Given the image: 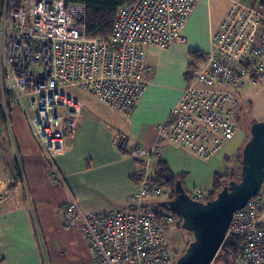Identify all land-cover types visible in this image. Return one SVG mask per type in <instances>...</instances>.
<instances>
[{"label": "built area", "instance_id": "1", "mask_svg": "<svg viewBox=\"0 0 264 264\" xmlns=\"http://www.w3.org/2000/svg\"><path fill=\"white\" fill-rule=\"evenodd\" d=\"M198 1L125 3L105 38L88 35L84 2L0 0V78L20 106L53 182L68 189L55 157L66 150V132L77 126L83 111V101L68 88L130 114L149 85L148 48L184 42V27ZM232 2L173 111L158 126L155 147L133 145V154L145 163L133 172L139 190L130 196L132 208L85 210L70 194L63 223L87 236L98 264H170L175 259L167 227L176 215H159L148 205L168 195V188L152 177L151 158L171 141L201 158L214 156L238 129L240 102L233 89L264 80V10ZM207 192L202 187L188 191L195 200H204ZM259 193L233 214L227 236L242 237L234 264H264Z\"/></svg>", "mask_w": 264, "mask_h": 264}, {"label": "crops", "instance_id": "2", "mask_svg": "<svg viewBox=\"0 0 264 264\" xmlns=\"http://www.w3.org/2000/svg\"><path fill=\"white\" fill-rule=\"evenodd\" d=\"M232 1L199 0L184 27V42L164 49L148 48L149 85L130 114H123L76 87L68 88L83 101L77 126L66 132L67 148L55 157L68 189L52 181L49 163L20 106L8 97L0 101V264H98L87 236L78 226L66 227L63 223L70 194L85 210L132 208L130 196L139 190L133 172L145 163V159L133 154V145L155 147L158 126L168 119L189 79L186 71L193 60L191 52L210 49L211 39ZM239 1L249 6L261 5L264 10V0ZM7 106L9 111L2 115L1 108ZM15 107L19 112L13 114ZM16 116L24 119L29 130L16 124ZM161 146L151 156L150 169L157 158L163 159L174 173L187 175L193 173L194 164L209 160L176 142ZM216 162L220 163V158L213 161ZM197 175L203 182L208 181L205 172ZM18 179L27 188L25 195L16 189ZM183 184L188 191L201 187L195 186L190 176L183 179ZM212 185L202 188L208 191ZM69 256L70 263L66 259Z\"/></svg>", "mask_w": 264, "mask_h": 264}, {"label": "water", "instance_id": "3", "mask_svg": "<svg viewBox=\"0 0 264 264\" xmlns=\"http://www.w3.org/2000/svg\"><path fill=\"white\" fill-rule=\"evenodd\" d=\"M251 136L242 152L241 174L231 177L209 200H195L182 180L174 197L159 206L182 218V227L194 234L184 252L170 264H212L227 237L233 214L256 196L264 185V120L251 125ZM234 264V263H231Z\"/></svg>", "mask_w": 264, "mask_h": 264}, {"label": "rangeland", "instance_id": "4", "mask_svg": "<svg viewBox=\"0 0 264 264\" xmlns=\"http://www.w3.org/2000/svg\"><path fill=\"white\" fill-rule=\"evenodd\" d=\"M189 68V67H188ZM187 84V83H186ZM186 86V85H185ZM234 92L237 93L239 97V102H240V109L238 112V129L234 135V138L230 140L227 146H225L218 154L212 156L209 158L208 161H202L198 160L196 164L191 167V172L186 175L190 176L195 182V186H201V187H206L212 185L213 179H214V174L217 171H226L227 173H231L233 170L234 174L240 175L241 173V168H242V156L234 159H230L229 162L225 161L226 156H232L236 153H241L243 152V148L245 143L247 142L251 136V125L252 123L256 121H261L264 120V80L259 82V83H253V82H248L244 87L241 88H234ZM8 97V93L6 92L5 86H4V81L3 79L0 80V101L3 102L4 98ZM5 108V109H4ZM10 107H2L3 112L9 111ZM61 111V110H60ZM18 109L15 107L13 114H16ZM16 124H22L24 125L27 130H29L26 122L24 119L20 118V116H16ZM249 135V136H248ZM235 156V155H234ZM220 158V163L215 161L216 158ZM159 159H154V164L151 169V174L156 170V163ZM241 162V163H240ZM208 165H213L215 166L214 168H209ZM204 173L205 172V177H206V182H203V178L201 176H198V173ZM185 177V178H186ZM226 178L231 179L229 176ZM228 179V180H229ZM185 184V183H184ZM206 184V185H205ZM17 190L23 191V194H26L27 188L22 187L21 180L18 179V184H17ZM194 186V187H195ZM193 188V187H192ZM2 194L3 192H1ZM7 191V190H4ZM260 195L263 199L264 203V185L260 191ZM167 196V195H166ZM163 197V198H166ZM175 224H169L168 227V238L169 241L172 243L173 246L176 247L178 255L184 252V249L187 248L189 243L194 239V234L187 229H184L183 227H177ZM173 258H175V254H173ZM69 263L71 262V256L66 258ZM214 262V261H213Z\"/></svg>", "mask_w": 264, "mask_h": 264}, {"label": "trees", "instance_id": "5", "mask_svg": "<svg viewBox=\"0 0 264 264\" xmlns=\"http://www.w3.org/2000/svg\"><path fill=\"white\" fill-rule=\"evenodd\" d=\"M77 1L84 2L87 5L86 26H87L88 35L92 37L102 36L105 38H109L112 33L113 22L115 17L117 16L119 7L125 3L134 2L136 0H77ZM191 55L193 57V60L186 71V75L188 78L190 77L193 71V67L204 58L199 51H193L191 52ZM238 108H240V103ZM234 155L233 157L226 156L225 161L229 162L230 159H234V158H237L238 160V158L242 156V152L241 153L239 152L237 154L235 153ZM156 166L157 168L153 173L152 177L157 179L161 185L168 188V195L170 194V196L167 195L166 197L169 198L174 197L176 194L175 191L176 181L179 179L183 181L186 174L174 173L163 159H159ZM234 175L239 176L237 174ZM227 176H229L230 178L234 177L231 174L227 173L226 171L215 172L213 185L208 190L207 196L204 199V201L209 200L216 195L217 191L223 187L226 181H228L229 178H226ZM158 203L159 200L157 199V200L149 201L148 205L155 208L159 215H162L164 211L167 210L160 207ZM175 217H176L175 223H177L176 224L177 227H182V218L178 215ZM167 228L169 229V227ZM241 244H242V237L231 234L228 235L225 241L223 242L220 250L218 251L213 264L234 263V260L237 257L239 250L241 248Z\"/></svg>", "mask_w": 264, "mask_h": 264}, {"label": "flooded vegetation", "instance_id": "6", "mask_svg": "<svg viewBox=\"0 0 264 264\" xmlns=\"http://www.w3.org/2000/svg\"><path fill=\"white\" fill-rule=\"evenodd\" d=\"M170 196V194L168 195ZM165 199H169V197H166ZM163 200V199H162ZM176 215V214H175ZM177 216V215H176ZM185 229V228H184ZM189 231V230H188ZM178 256V253H175V258Z\"/></svg>", "mask_w": 264, "mask_h": 264}, {"label": "bare ground", "instance_id": "7", "mask_svg": "<svg viewBox=\"0 0 264 264\" xmlns=\"http://www.w3.org/2000/svg\"><path fill=\"white\" fill-rule=\"evenodd\" d=\"M213 264V263H212Z\"/></svg>", "mask_w": 264, "mask_h": 264}]
</instances>
